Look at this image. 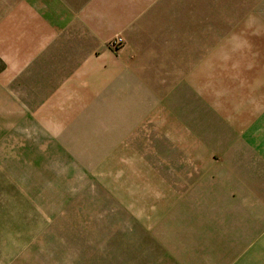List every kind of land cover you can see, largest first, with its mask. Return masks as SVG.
Instances as JSON below:
<instances>
[{
  "label": "crops",
  "instance_id": "1",
  "mask_svg": "<svg viewBox=\"0 0 264 264\" xmlns=\"http://www.w3.org/2000/svg\"><path fill=\"white\" fill-rule=\"evenodd\" d=\"M166 2L169 1L0 0V62L3 64L0 88L7 90L5 93L12 97L13 103L19 105L16 107L19 115L14 111L15 117L33 120L29 127L39 134H58L66 128L68 136L73 137L69 139L71 144L80 146L79 150L87 147L83 159L92 157L115 163L128 160L134 145L151 143L152 137L154 143L161 142L187 153L189 161L196 164L189 167L187 191H169L156 182L145 165L138 167L141 171L145 169L141 177L152 178L164 194L155 205L163 216L157 230L166 231L163 239L173 244L171 253L182 264H264V113L252 107L257 104L264 107V75L253 74L249 84L258 90L248 97L241 95L242 87L237 82V86L235 82L231 84L229 87H236V91L225 96L217 111L215 99L209 97L211 115L215 122L220 120L217 122L220 131L203 133L204 144L199 141L204 139L200 137L203 135L191 127L194 123L184 120L181 113L177 116L169 111L163 100L154 104L140 101L137 110L143 115L137 121L130 115L131 120H127L124 128L114 125L113 113L117 115V111L106 113L117 110L112 94L121 83L129 85L130 79L139 80L147 70L156 69L163 76L159 87L165 84V72L174 73L176 67L181 68L179 44L178 51L175 46L165 51L148 41L157 40L160 30L157 22L150 24L149 8L166 7ZM190 2L191 23L195 25L199 21L206 25L230 24L238 25L233 32L264 33V0ZM169 3L170 7H176ZM146 9L144 18L140 15ZM117 36L126 41L118 55L109 47V42ZM210 45L214 46L213 40ZM205 52L203 47L194 56L204 59ZM188 65L191 70L196 67L192 63ZM197 70L191 78L199 84ZM173 73L168 72L169 77ZM128 104L131 109L132 103ZM25 114L31 118L20 117ZM93 119H99L103 128ZM153 125L155 129L151 128ZM102 134L105 138L99 141L96 135ZM248 138L254 143L248 142ZM198 156L204 157L201 165L197 163ZM204 193L211 197L208 203L211 222L207 238L201 241L195 229L193 202ZM187 199L191 202L193 220L189 223V246L181 237L187 226L181 208L186 206ZM168 209L172 211L167 213Z\"/></svg>",
  "mask_w": 264,
  "mask_h": 264
},
{
  "label": "rangeland",
  "instance_id": "2",
  "mask_svg": "<svg viewBox=\"0 0 264 264\" xmlns=\"http://www.w3.org/2000/svg\"><path fill=\"white\" fill-rule=\"evenodd\" d=\"M167 1L176 7L166 2V7L149 8L150 24L157 22L160 30L157 40L148 41L165 51L173 50L174 46L178 51L179 44L181 68L176 67L174 73L165 72L163 86L157 87L163 76L156 69L147 70L139 80L130 79L129 85L121 83L112 94L117 110L106 113L117 111V115L113 113L114 125L124 128L131 120L130 115L133 121L143 115L137 110L140 101L154 104L163 100L169 111L177 116L181 113L184 120L194 123L191 127L198 134L220 131L217 127L220 120L215 122L212 118L208 99L213 96L217 111L225 96L236 91V87H229L234 82L242 87L241 95L248 97L252 92L255 95L258 89L249 81L253 74L264 75V38L237 37L264 36V33L233 32L238 25L230 24L206 25L199 21L195 25L191 23L190 0ZM147 10L140 16L145 18ZM125 46L126 42L113 52L118 55ZM203 47L206 57L194 56ZM187 63L196 67L191 70ZM196 69L199 84L191 78ZM168 72L174 76L169 77ZM5 92L8 93L0 88V264H182L171 253V241L163 239L166 231L157 230L163 216L155 205L164 194L152 178L141 177L145 169L141 171L138 167L145 165L156 182L169 191H187L189 167L196 165L189 161L187 153L161 142L154 143L152 137L151 143L134 145L128 160L115 163L92 157L83 159L87 147L79 150L80 146L71 144L69 139L73 137L68 136L66 128L58 134H39L29 127L33 120L15 117L19 115L16 110L19 105ZM256 106L253 109L264 113L262 104ZM20 117L31 118L29 114ZM93 120L103 128L99 119ZM96 136L99 141L105 138L104 134ZM200 137L204 138L199 139L204 144L205 136ZM168 143L172 144L171 139ZM213 154L217 159V153ZM203 158H198V165L203 164ZM250 189L253 191V187ZM210 200L204 193L193 202L195 229L201 241L210 230ZM181 209L187 225L181 237L189 246L191 202L187 199Z\"/></svg>",
  "mask_w": 264,
  "mask_h": 264
},
{
  "label": "built area",
  "instance_id": "3",
  "mask_svg": "<svg viewBox=\"0 0 264 264\" xmlns=\"http://www.w3.org/2000/svg\"><path fill=\"white\" fill-rule=\"evenodd\" d=\"M125 39L122 36H117L112 41L109 42V47L112 49H120L125 45Z\"/></svg>",
  "mask_w": 264,
  "mask_h": 264
}]
</instances>
